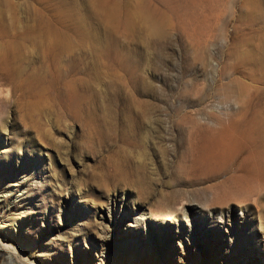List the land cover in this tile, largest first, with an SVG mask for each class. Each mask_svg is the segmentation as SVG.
Masks as SVG:
<instances>
[{
    "label": "rangeland",
    "instance_id": "374dc122",
    "mask_svg": "<svg viewBox=\"0 0 264 264\" xmlns=\"http://www.w3.org/2000/svg\"><path fill=\"white\" fill-rule=\"evenodd\" d=\"M252 126L264 0H0V238L34 264H264Z\"/></svg>",
    "mask_w": 264,
    "mask_h": 264
},
{
    "label": "bare ground",
    "instance_id": "6f19581e",
    "mask_svg": "<svg viewBox=\"0 0 264 264\" xmlns=\"http://www.w3.org/2000/svg\"><path fill=\"white\" fill-rule=\"evenodd\" d=\"M249 128L247 129V131H245V134L247 135V137L251 138L255 142V144H254L255 145V149H257V151H258L257 152L258 156L256 155L257 158H255L253 160H256L255 161L256 163L263 162L264 161L263 160V157H264V151H263L264 150V126L263 127H258V126H254L253 127L252 126V129H249ZM237 131H238V129H237ZM217 139L224 140V138H221V137L217 138ZM251 157H252V155H251ZM252 164H254L253 165V167H254L255 163L252 162ZM261 165H263V164L261 163ZM209 167H210V165L204 166L202 164L201 165L198 164L197 166L193 165L191 168L195 172L197 170L198 171H204V169H208ZM259 168H261V167H259ZM246 174L247 175H244L245 178L239 177V176H233L232 178H229V180L232 182L233 185L234 184H239V185L243 184V185H245L246 182H248V183L250 182V180H248V179L254 180V179L258 178V177H261L264 174V168H262L261 170H252L251 169ZM258 180H260V178ZM1 238L5 239V237H1ZM1 238H0V247L1 248H5L6 251L9 252L8 255H7L8 264H34L32 261L28 260V258H26L24 255H22L19 251H17L15 248H13L10 244H6V245L2 244ZM102 246H104V244H102ZM103 255L106 256V257L112 258V259H116V260L118 258V255L116 253L104 252ZM104 263L108 264L107 261H105Z\"/></svg>",
    "mask_w": 264,
    "mask_h": 264
}]
</instances>
